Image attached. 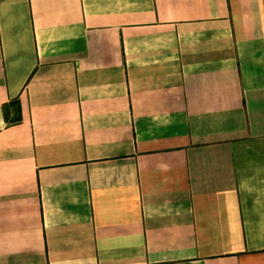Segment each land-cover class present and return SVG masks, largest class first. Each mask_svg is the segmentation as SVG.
I'll return each instance as SVG.
<instances>
[{
  "label": "crops",
  "instance_id": "0c3cea01",
  "mask_svg": "<svg viewBox=\"0 0 264 264\" xmlns=\"http://www.w3.org/2000/svg\"><path fill=\"white\" fill-rule=\"evenodd\" d=\"M0 264H264V0H0Z\"/></svg>",
  "mask_w": 264,
  "mask_h": 264
},
{
  "label": "trees",
  "instance_id": "16d2710c",
  "mask_svg": "<svg viewBox=\"0 0 264 264\" xmlns=\"http://www.w3.org/2000/svg\"><path fill=\"white\" fill-rule=\"evenodd\" d=\"M13 106H14V110H15V112H16V114H17V105L14 104ZM16 119H18V118H16Z\"/></svg>",
  "mask_w": 264,
  "mask_h": 264
}]
</instances>
